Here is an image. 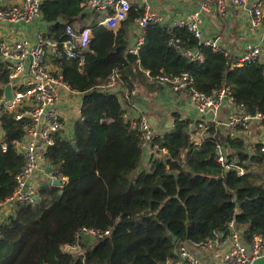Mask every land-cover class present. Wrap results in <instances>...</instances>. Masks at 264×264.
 Here are the masks:
<instances>
[{
    "label": "trees",
    "instance_id": "1",
    "mask_svg": "<svg viewBox=\"0 0 264 264\" xmlns=\"http://www.w3.org/2000/svg\"><path fill=\"white\" fill-rule=\"evenodd\" d=\"M81 2L44 0L40 15L41 25L56 41L65 39L66 26L93 28L81 61L56 60L63 80L82 96L72 138L55 135L46 155L67 180L60 187H41L35 203L18 206L0 222V264H166L183 244H205L216 235L226 236L231 220L243 229L245 244L256 235L264 240L261 143L249 155L244 140L223 137L230 148L229 160L246 169L238 176L216 162L215 130L208 129L205 139L195 145L190 140L194 118L173 113L172 130L158 135L150 146L167 151L162 160L159 149L156 157L142 148L138 132L122 118L118 97L104 90L114 70L128 89L144 83L146 71L170 78L187 73L196 91L209 94L227 85L245 113L264 114V63L232 65V55L199 44L185 29L159 24L146 27L137 55L125 54L141 9L131 6L127 20L113 32L97 26L93 13L82 12ZM172 37L179 38L184 48L200 49L201 61L190 62L171 48ZM6 82L0 62V86ZM0 124L6 144L5 151L0 146V202H4L23 167L14 142L21 139L25 122L3 113ZM84 228L108 234L92 243L78 239L81 254L63 252L62 247L73 245Z\"/></svg>",
    "mask_w": 264,
    "mask_h": 264
},
{
    "label": "built area",
    "instance_id": "2",
    "mask_svg": "<svg viewBox=\"0 0 264 264\" xmlns=\"http://www.w3.org/2000/svg\"><path fill=\"white\" fill-rule=\"evenodd\" d=\"M44 0H19L12 4L8 0H0V24L19 25L16 38L0 37V62L7 72V82L2 85L10 86L11 100H4V89L0 96V117L3 113L12 114L14 121L25 122L22 128V137L14 142L16 152L23 158V167L15 177V187L12 195L4 202H0V222L12 214L20 205L33 204L38 200L39 189L43 186L53 185L54 180H59L61 185L66 178L59 174L46 159L49 148L54 144L55 135L64 133L67 138H72L74 122L80 117L81 94L73 91L63 80L57 59L82 60L83 54L89 50L92 40L91 25L81 30H75L71 26L65 27V39L52 40L48 36L46 26L41 25V6ZM189 3H197V9H193L185 18L173 20L170 26L177 29H185L198 41L199 44L210 47L212 50L231 55L229 51L220 45L218 39H208L203 35L201 28V16L211 7L219 14L237 8L249 9V28L255 29L264 26V0H184ZM129 0H82L81 8L84 13H93L97 16L95 24L105 27L113 32L117 31L123 22L127 20L131 9ZM142 14L133 27V41L129 42L125 54L137 55L144 43L145 30L149 24L165 25L163 16L151 11L150 6L144 4ZM32 26L31 32L28 30ZM4 29V26H3ZM169 46L179 52L190 62L201 61L200 49H188L183 47L180 39L172 37ZM260 52L257 48L246 46L244 53L233 60L232 65L241 66L244 63L260 61ZM148 84L158 88H164L171 93V100L179 104L187 100L195 114L191 135H198V139L190 136L195 145H199L206 137L208 129L216 131L212 137L217 138L219 131H227L225 136L232 139H242L247 145V153L256 152V145L261 143V151L264 152V135L254 140L251 136V124L255 125L264 134V114L250 115L245 113L244 105L235 102L231 89L223 85L214 89L211 93H200L194 89V79L187 73L170 78L160 73L151 76L148 71L144 73ZM108 94L118 97L123 103L122 118L130 122L132 129L140 136L144 150L155 153L157 145L151 150L150 146L160 135V132L151 127L144 113L143 103L145 94L134 87L128 89L121 78L119 71L114 70L108 77V83L104 87ZM142 102V104H141ZM141 104V105H140ZM65 105V107H64ZM142 106V108H141ZM132 108L143 114L132 117L125 110ZM69 110V116L64 111ZM70 119V122H69ZM5 133L0 124V146L6 150L4 143ZM215 143V160L226 171H236L238 176L246 172L237 165L235 159L229 160L230 148L224 141L217 138ZM162 158L167 151L159 149ZM157 156V155H156ZM44 174L48 181L42 185L35 179L36 174ZM36 198V199H35ZM227 235H216L205 244H183L175 250V259L169 264H206V262L194 253V249L208 253L219 264H257L264 259V240L261 236H254L250 244L243 240V229L239 228L234 220L227 223ZM93 229H82L76 234V242L73 245H64L62 251L71 255L81 254V239L92 243L96 238L107 235ZM224 240V241H221ZM167 264V263H166Z\"/></svg>",
    "mask_w": 264,
    "mask_h": 264
},
{
    "label": "crops",
    "instance_id": "3",
    "mask_svg": "<svg viewBox=\"0 0 264 264\" xmlns=\"http://www.w3.org/2000/svg\"><path fill=\"white\" fill-rule=\"evenodd\" d=\"M8 2L15 4L18 3L19 0H8ZM129 2L135 8H141L144 4H147L148 6H150L152 12L159 14L165 18V25H170L173 20H180L185 18L190 12H192L193 9L198 8L197 3H189L185 2L184 0H129ZM248 20V7L231 9L229 11H226L224 14H219L214 9V7H211L208 12H204L201 16V28L204 37L208 39H218L220 45L230 52L233 60H237L244 53V49L246 46H252L259 50L261 54L260 61L264 63V26H259L252 30L249 28ZM31 29L32 26L28 28L30 32ZM19 30H21L20 32H22V27L19 25L0 24V37L9 39L16 38L19 36L17 35V32ZM165 91L167 90L164 88H158L156 97L157 101L162 100L163 97H167ZM150 93L151 92H149V94ZM164 105L167 106V108L165 109L168 110V113H178L183 119L195 116L187 100H184L181 103L177 104L179 107L176 109L174 108L176 104L172 103V100L169 96L167 98V103H165ZM146 109L147 107L144 108V110ZM125 110L128 111L131 115H133L135 112L132 108L125 107ZM161 110L162 109L159 110L161 116L156 118V122L153 125L155 130L163 134L168 132L169 130H172L173 118L172 122H166V120L164 121L167 113H162ZM64 112L69 116V110H66ZM150 121L153 123L152 118H150ZM250 132L254 140H258L259 137H263L264 135L263 132L253 124H251ZM61 136L66 137L64 133H62ZM196 136L198 138V135ZM34 177L42 185H46L48 181V178L42 173L36 174ZM194 253L201 257L206 262V264H219L217 261L213 260L208 253L202 252V250L200 251L198 249H194ZM169 263L170 261L167 262V264ZM257 264H264V259H262L260 262H257Z\"/></svg>",
    "mask_w": 264,
    "mask_h": 264
},
{
    "label": "rangeland",
    "instance_id": "4",
    "mask_svg": "<svg viewBox=\"0 0 264 264\" xmlns=\"http://www.w3.org/2000/svg\"><path fill=\"white\" fill-rule=\"evenodd\" d=\"M137 87L140 89L141 92H144V94H145V101H144V104H143V108L147 107V109H146V111H144V113L147 116L148 123H150L149 125L154 128L153 124L156 122V118L161 116L160 113H159L160 109H162L161 110L162 113H164V112L167 113V116L164 118V121L166 120V122H168V121L172 122V116H171L172 112L168 113V110L165 109V108H167V106L164 105L165 103H167V98L169 96L171 97V94H170L171 92L169 90L165 91L167 97L166 98L163 97L162 100L157 101L156 97H157L158 87L153 86L151 84H148L147 81H144V83H142V84L141 83L137 84L136 88ZM149 92H151V93L149 94ZM178 107L179 106L176 105L174 108L177 109ZM141 108H142V106H141ZM142 114H143V112L142 113L136 112L135 114H133L131 116L137 118V117L141 116ZM150 118H152L153 123L150 121ZM172 125H173V122H172ZM156 132H157V130H156ZM226 133H227V131L225 132V130L219 131V133L217 135V138L223 140L224 139L223 137L225 136L224 134H226ZM191 136H194V135H191ZM194 138H196V140L198 139L197 136H194ZM149 154H151V153L149 152ZM154 155H157V154L154 153ZM156 157H158V155ZM164 159L165 158H163L162 160H164Z\"/></svg>",
    "mask_w": 264,
    "mask_h": 264
},
{
    "label": "water",
    "instance_id": "5",
    "mask_svg": "<svg viewBox=\"0 0 264 264\" xmlns=\"http://www.w3.org/2000/svg\"><path fill=\"white\" fill-rule=\"evenodd\" d=\"M0 89H4V100L5 101H9V100H11V90H10V86L9 85H7V86H0ZM263 144H264V142H263ZM74 145V144H73ZM53 185H55V186H58V187H60L61 186V182L59 181V180H54L53 181ZM36 199V198H35ZM235 201L237 202V206H238V208H240V202L238 201V199L236 198L235 199ZM221 237H223L224 235L222 234V235H220Z\"/></svg>",
    "mask_w": 264,
    "mask_h": 264
}]
</instances>
